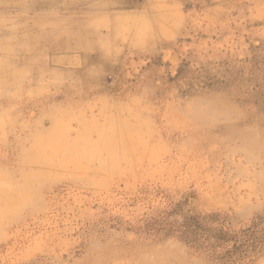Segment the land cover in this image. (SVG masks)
<instances>
[{"label":"rangeland","instance_id":"obj_1","mask_svg":"<svg viewBox=\"0 0 264 264\" xmlns=\"http://www.w3.org/2000/svg\"><path fill=\"white\" fill-rule=\"evenodd\" d=\"M0 45V264H264V0H0Z\"/></svg>","mask_w":264,"mask_h":264},{"label":"bare ground","instance_id":"obj_2","mask_svg":"<svg viewBox=\"0 0 264 264\" xmlns=\"http://www.w3.org/2000/svg\"><path fill=\"white\" fill-rule=\"evenodd\" d=\"M41 1V0H40ZM51 21V20H50ZM0 49H2V45H0Z\"/></svg>","mask_w":264,"mask_h":264}]
</instances>
